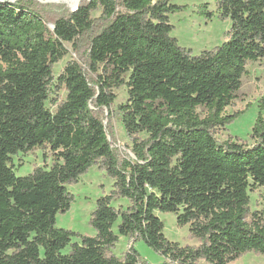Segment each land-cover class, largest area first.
Segmentation results:
<instances>
[{"label": "trees", "instance_id": "16d2710c", "mask_svg": "<svg viewBox=\"0 0 264 264\" xmlns=\"http://www.w3.org/2000/svg\"><path fill=\"white\" fill-rule=\"evenodd\" d=\"M171 1L82 0L52 16L37 0H0V264H146L132 246L112 254L120 237L143 241L164 264L264 257V214L249 208V192L264 188V97L251 144L217 138L246 112L225 114L246 66L264 61V0H212L231 28L198 56L170 36L169 16L184 10ZM65 44L78 61L54 78ZM121 88L133 158L120 157L104 124ZM36 150L51 166L16 176L12 157ZM93 165L113 189L96 201L95 236L73 243L56 217L70 210L67 186ZM158 213L174 214L198 245L166 239Z\"/></svg>", "mask_w": 264, "mask_h": 264}, {"label": "rangeland", "instance_id": "374dc122", "mask_svg": "<svg viewBox=\"0 0 264 264\" xmlns=\"http://www.w3.org/2000/svg\"><path fill=\"white\" fill-rule=\"evenodd\" d=\"M41 5L46 6L45 12H52V16L59 14L58 7L73 11L79 3L72 7L61 1L37 0ZM82 1V0H81ZM172 4L184 7V10L169 16L173 29L170 36L175 38L181 48L189 51L191 56H198L204 51H210L226 41L227 33L230 31L231 23L218 18L216 8L212 0H172ZM208 6V12L214 15L211 19L201 12L202 5ZM93 17L100 16V12H94ZM51 28V25H49ZM68 51L64 57L53 68L54 78L62 72L64 67L71 61H78V58L71 44H65ZM59 98L65 99L64 90L59 91ZM116 99L111 108V117L105 113L104 124L108 127V139L112 143L121 158H133L131 147L132 142L126 135L120 117L117 114V107L127 100L126 88L115 91ZM264 97V61L250 63L246 66V74L242 78V86L233 106L225 110V114L230 115L235 112L245 111L233 123L226 127V130L218 132L217 138L225 141L228 136L233 140L250 142V135L258 115V101ZM201 113V110H198ZM264 114V112H263ZM145 138V135L139 136ZM15 166V174L24 177L32 173L37 167L49 168L51 158H45L42 150H36L27 155L18 154L12 157ZM113 180L106 172L93 165L78 182L67 186L69 193L73 196L70 210L56 217V227L74 233L72 242H79L80 237H94L95 231L90 225L91 215L96 208V201L102 196L108 195L113 189ZM251 212H262L264 214V188H258L254 192H249ZM115 207L126 206V202L118 201L112 204ZM164 225L163 234L171 242L179 243L181 246H197L198 242L190 238L189 226L178 227L176 216L171 213H158ZM115 232V229H114ZM116 233V232H115ZM132 246L139 254L140 260L146 264H164V258L146 246L141 240H129L120 237L115 244L112 254L118 258H123L127 249ZM230 264H264V257L254 253H247L238 260Z\"/></svg>", "mask_w": 264, "mask_h": 264}, {"label": "bare ground", "instance_id": "6f19581e", "mask_svg": "<svg viewBox=\"0 0 264 264\" xmlns=\"http://www.w3.org/2000/svg\"><path fill=\"white\" fill-rule=\"evenodd\" d=\"M48 1H61L71 5L72 7L76 6L81 0H48Z\"/></svg>", "mask_w": 264, "mask_h": 264}, {"label": "water", "instance_id": "95a60500", "mask_svg": "<svg viewBox=\"0 0 264 264\" xmlns=\"http://www.w3.org/2000/svg\"><path fill=\"white\" fill-rule=\"evenodd\" d=\"M88 1H89V0H88ZM76 9H77V7H76L74 10H76ZM74 10H73V11H74ZM51 28H53L52 25H51Z\"/></svg>", "mask_w": 264, "mask_h": 264}]
</instances>
